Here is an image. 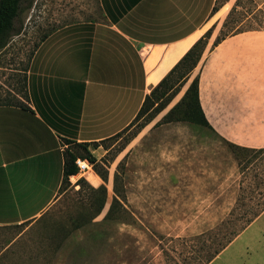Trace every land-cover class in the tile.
I'll use <instances>...</instances> for the list:
<instances>
[{"label": "rangeland", "instance_id": "rangeland-1", "mask_svg": "<svg viewBox=\"0 0 264 264\" xmlns=\"http://www.w3.org/2000/svg\"><path fill=\"white\" fill-rule=\"evenodd\" d=\"M102 20L99 0H24L15 23L20 34L0 51V100L24 97V84L29 95L37 47L52 32ZM247 30L264 31V0H234L214 41ZM196 76L194 70L152 121L160 101L128 129L97 143L96 166L70 177L35 222L0 227V264H200L210 257L218 247L213 240L237 216L247 183L229 141L187 121L161 122ZM101 187L105 201L96 193ZM207 264H264V212Z\"/></svg>", "mask_w": 264, "mask_h": 264}, {"label": "crops", "instance_id": "crops-1", "mask_svg": "<svg viewBox=\"0 0 264 264\" xmlns=\"http://www.w3.org/2000/svg\"><path fill=\"white\" fill-rule=\"evenodd\" d=\"M233 2L99 0L101 22L57 29L41 42L25 107L0 106V227L44 214L59 195L66 141L99 143L125 130L213 27L195 69L201 108L218 136L264 148V31L238 32L213 48Z\"/></svg>", "mask_w": 264, "mask_h": 264}, {"label": "trees", "instance_id": "trees-1", "mask_svg": "<svg viewBox=\"0 0 264 264\" xmlns=\"http://www.w3.org/2000/svg\"><path fill=\"white\" fill-rule=\"evenodd\" d=\"M23 1L24 0H0V51L7 47L12 37L20 34V31H16L15 29V23L21 14ZM217 10L218 6L213 9V12H216ZM212 30L213 29L208 30L206 34L193 45L184 58L159 83L151 94L145 98L137 116L126 129L132 126L141 117H144L155 103L160 101L159 105L154 110V114L148 119L147 123L152 121V119L169 105L173 98L179 93L180 88L188 83L191 74L199 65L208 44V39L212 35ZM224 39L225 38H217L214 42V46H217ZM199 79L200 77L197 75L190 82L182 100L163 117L161 121L162 123L187 121L209 129L215 133L201 108L199 99ZM175 86H177V88L172 91ZM21 88L24 91V97H26L25 101H27L28 94L26 84ZM24 97L17 98L10 95V97L0 100V106L25 107V101H22ZM143 126L144 125H141V127ZM66 144H74L76 150L65 149L64 151L65 161L63 181L60 191L64 183L69 181L70 177L79 174V167L76 164L78 159L83 161L87 160L90 164L96 166V157L93 155L92 151L98 148L97 143H73L72 141H66ZM227 144L238 156V165L243 176V182H246L247 186L242 189L239 196V202L242 203H239L240 205L235 209L238 211L237 216L233 222H230V224L228 223L229 226L227 227H229V229L224 232V236L213 240L218 247L210 257H204L200 264L210 263L226 246H228V244L232 242L233 238L236 237L239 232L244 230L264 212V148H245L230 142H227ZM102 178L103 180H107V176L103 175ZM80 183L86 185L84 180H80L79 184ZM96 193L102 194L104 201L106 200L107 190L105 187H101ZM246 201L256 202L247 205ZM113 207L114 206L112 205L106 218L112 213ZM102 208L96 213V216L101 213Z\"/></svg>", "mask_w": 264, "mask_h": 264}, {"label": "built area", "instance_id": "built-area-1", "mask_svg": "<svg viewBox=\"0 0 264 264\" xmlns=\"http://www.w3.org/2000/svg\"><path fill=\"white\" fill-rule=\"evenodd\" d=\"M85 163L87 165H85ZM76 164L79 167V174L78 175H85L89 171L90 164L87 160L83 161V160L78 159L76 161Z\"/></svg>", "mask_w": 264, "mask_h": 264}, {"label": "bare ground", "instance_id": "bare-ground-1", "mask_svg": "<svg viewBox=\"0 0 264 264\" xmlns=\"http://www.w3.org/2000/svg\"><path fill=\"white\" fill-rule=\"evenodd\" d=\"M85 165H87V164L85 163ZM89 170H90V166H89ZM88 172H91V171H88Z\"/></svg>", "mask_w": 264, "mask_h": 264}]
</instances>
